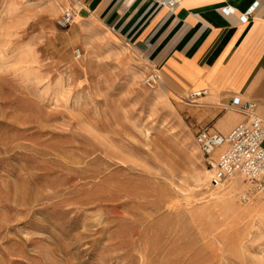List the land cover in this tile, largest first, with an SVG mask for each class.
<instances>
[{"label": "rangeland", "instance_id": "rangeland-1", "mask_svg": "<svg viewBox=\"0 0 264 264\" xmlns=\"http://www.w3.org/2000/svg\"><path fill=\"white\" fill-rule=\"evenodd\" d=\"M64 10L0 0V264H264V198L195 142L223 117Z\"/></svg>", "mask_w": 264, "mask_h": 264}, {"label": "crops", "instance_id": "crops-1", "mask_svg": "<svg viewBox=\"0 0 264 264\" xmlns=\"http://www.w3.org/2000/svg\"><path fill=\"white\" fill-rule=\"evenodd\" d=\"M59 5L75 9L78 18L114 27L155 68L165 89L178 95L205 91L197 99L206 107L203 117H223L214 121L215 131L225 134L246 120L231 106L234 99L253 101L264 118V0H59Z\"/></svg>", "mask_w": 264, "mask_h": 264}, {"label": "built area", "instance_id": "built-area-1", "mask_svg": "<svg viewBox=\"0 0 264 264\" xmlns=\"http://www.w3.org/2000/svg\"><path fill=\"white\" fill-rule=\"evenodd\" d=\"M169 5H173V2ZM227 11L230 12L231 9ZM76 16L75 9L67 8L56 23L60 28H66L74 22ZM249 16L250 11H247L241 18L246 21ZM76 54H80L79 49ZM147 83H162L156 70H152ZM203 94L205 91H193L181 99L195 101ZM231 106L245 115L246 120L225 134L202 127L195 136V142L206 157L220 149L215 164H212L213 187H220L232 178H239L247 183V196L264 198V118L256 114V104L253 101L234 99Z\"/></svg>", "mask_w": 264, "mask_h": 264}, {"label": "bare ground", "instance_id": "bare-ground-1", "mask_svg": "<svg viewBox=\"0 0 264 264\" xmlns=\"http://www.w3.org/2000/svg\"><path fill=\"white\" fill-rule=\"evenodd\" d=\"M212 176V175H211Z\"/></svg>", "mask_w": 264, "mask_h": 264}]
</instances>
